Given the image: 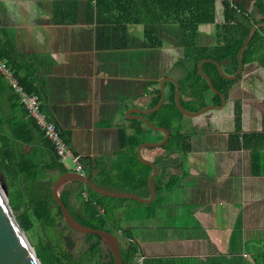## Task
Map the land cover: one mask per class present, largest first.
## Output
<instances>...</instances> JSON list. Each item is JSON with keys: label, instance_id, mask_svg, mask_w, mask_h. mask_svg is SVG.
Listing matches in <instances>:
<instances>
[{"label": "crops", "instance_id": "obj_1", "mask_svg": "<svg viewBox=\"0 0 264 264\" xmlns=\"http://www.w3.org/2000/svg\"><path fill=\"white\" fill-rule=\"evenodd\" d=\"M153 2L0 0V46L7 45L10 55L18 53L22 67L31 76L41 111L81 156L84 174L90 175L91 181L102 182L93 175L97 163H102L113 179L128 176L129 150L122 148L124 136H134L141 130L144 143H149L162 135L156 131L150 134L149 128L129 113L133 109H152L154 92L158 90L155 82L159 84L165 77L178 82L176 73L153 77L154 59L162 61V55L154 53L163 46H175L159 36L162 46L153 48L145 37L146 25L127 21L153 18ZM215 13L217 19L222 18L221 1H216ZM156 26H165L170 33L175 30V25ZM166 33L160 29V35ZM199 34L201 38L208 36L204 44L215 43L210 38L215 34L214 25L201 26ZM258 69L264 72V65H250L243 78L254 77ZM241 82V88L230 91V107L234 100L241 101L243 132H262L264 114L258 110L263 128L252 131L247 129L245 113L246 107L264 105V96L249 95L242 78ZM164 88L166 95L165 84ZM214 117L223 118L222 114ZM194 118L197 120L188 122L186 130L191 135L188 153L198 156L196 162L186 163V154L167 155L160 147L141 149L143 160L155 161L163 182L171 177L176 182L170 192L155 189L159 201L153 217L148 218L147 209L132 202H126L116 213H128L120 221L124 230H129L130 238L117 231L121 234L124 264H136L137 256H143L145 264H248L258 257L255 252L247 253L244 243L247 233L259 241L263 232L259 216L256 212L254 216L250 206L257 198L254 183L264 179L262 170L258 176L251 175L247 151L228 150L227 143L221 149L212 147V133L218 132L212 125V114L204 112ZM230 122L234 128L233 109ZM224 134L227 137L228 133ZM37 147L46 154L43 145ZM261 154L264 158V150ZM135 177L140 179L141 171ZM138 194L147 199L149 190L141 187ZM250 197L253 200L248 201Z\"/></svg>", "mask_w": 264, "mask_h": 264}, {"label": "trees", "instance_id": "obj_2", "mask_svg": "<svg viewBox=\"0 0 264 264\" xmlns=\"http://www.w3.org/2000/svg\"><path fill=\"white\" fill-rule=\"evenodd\" d=\"M165 1L154 0L151 3L154 12L150 20L137 18V20H127L128 23L145 24V37L148 39L147 43L153 48L162 46L157 34L159 26L156 25L178 27L180 32L177 45L182 51L181 63L178 65L186 66L183 72L181 69L182 76L178 80L179 100L182 107L189 112H197L209 105L219 106L220 96L211 92L206 80L199 75L197 64L205 59L212 60L221 65L225 75H233L238 67V51L248 33L256 24L264 22L262 0H255L250 10L249 4L253 0ZM216 1H221L223 4L222 18L218 19L215 13ZM149 23H152L151 26ZM204 25L215 27V34L212 36L215 43L212 45L200 42L199 28ZM7 49V45L0 46V63L11 71L24 92L37 96L31 76L22 67L17 57L18 53L13 51L10 55ZM242 62V71L234 80L223 78L211 62H204L201 66L202 72L210 78L214 88L224 95L226 102L232 86L241 78L245 66L256 64L262 67L264 65V26L257 28L254 32L243 51ZM165 85L168 90L162 106L156 112L147 115V119L154 126L169 132L167 142L160 147L167 155L186 154L190 151L191 140V135L183 128L184 125L186 126L187 117L182 115L176 107L174 84L167 82ZM154 94L152 108L157 105L161 95L159 89ZM207 94L211 95L209 101L206 99ZM233 121L234 130L226 137V147L232 151H247L250 173L258 176L262 170L261 152L264 150V129L262 132H243L240 100H234ZM147 131L150 134L155 133L149 129ZM161 136L158 137L159 140L163 138ZM123 139L122 148L129 150L126 163L128 176L113 179L111 174L102 167V163H97L93 169V175L99 176L102 182L95 179L92 182L102 189L137 195L141 187L148 191L147 180L152 172L150 166L138 160L136 153L137 147L144 143L146 138L139 130L134 136H124ZM39 144L46 148L45 155L42 154L43 151L40 152L37 149ZM154 164H156L155 161ZM51 171H56L57 176L69 172L58 160L50 142L28 116L20 103L18 94L0 72V174L6 181L10 207L29 242L30 239L33 241V244L30 243L37 257L42 264H113L112 254L96 235H83V246L79 251H75V243L70 236L75 232L63 222L60 209L51 195V188L56 179L50 178ZM139 171H141V178L137 180L135 175L137 176ZM161 175L158 174L153 181L156 191L159 188L172 191L176 179L171 177L163 182ZM83 192L87 194V200L82 197ZM60 199L80 224L110 232L116 236L121 232L125 238H130L129 230L119 227L116 213L123 209L126 202H132L146 208L148 218H151L155 214L154 208L159 201V196H156L151 204H142L130 199L100 196L83 183L73 181L66 185L60 194ZM259 244L263 251L260 250L258 257L253 255V262L248 264H264V241ZM132 253L133 249L129 253V259Z\"/></svg>", "mask_w": 264, "mask_h": 264}, {"label": "water", "instance_id": "obj_3", "mask_svg": "<svg viewBox=\"0 0 264 264\" xmlns=\"http://www.w3.org/2000/svg\"><path fill=\"white\" fill-rule=\"evenodd\" d=\"M264 26V24H257L254 26L250 32L248 33L245 41L241 45L239 51H238V67L236 70V73H234L231 76H227L223 73L222 67L220 64H218L215 61L212 60H202L197 64V70L199 75L206 80L211 92L213 94H218L221 98V104L219 106H206L198 110L197 112H189L185 110L179 100V83L172 77H165L160 81V99L159 102L155 107L148 111H142V110H130L129 113L134 114L132 116L133 119L138 120L142 122L144 125H146L149 129L152 131L160 132L163 135V139L160 142L157 143H142L140 144L137 149V157L138 160L152 168V172L147 180V186L149 190V197L147 199H142L134 194L131 193H120V192H113L108 191L105 189H102L98 186H96L91 181L90 175L85 174H77L72 171H69L67 173L59 175L55 181L53 182L52 188H51V195L55 202V204L60 209L63 222L65 225L75 233H79L81 235H96L101 239V242L104 244V246L107 248V250L112 254L113 257V264H124L125 262L122 261V255H121V246H120V240L119 238L110 232H106L103 230H97L92 229L87 226H84L80 224L76 219L71 215L67 207L64 205V203L60 199V194L64 190L67 184L78 181L83 183L85 186H87L91 191L94 193L109 197V198H123V199H130L134 200L136 202L142 203V204H151L155 199V187H154V178L158 175V167L156 164L152 162H148L142 159L141 157V149L145 147H161L163 146L168 138H169V132L160 127H156L152 125L145 116L148 114H152L156 112L160 107L162 106L164 100H165V88L164 84L166 82H171L175 86V92H174V100L176 107L180 111L182 115H184L187 118H194L210 109H221L225 104L226 100L224 95L220 94L213 86L210 78L205 75L202 72L201 66L204 62H211L213 63L219 72V74L228 80H234L237 78V76L241 73L243 68V62H242V54L245 49V47L250 42L254 32L257 28ZM0 264H42L40 259L37 257L36 252L34 250V247L29 242L25 232L22 230L20 225L18 224L16 217L10 207L9 200H8V192L2 185L0 184Z\"/></svg>", "mask_w": 264, "mask_h": 264}, {"label": "rangeland", "instance_id": "obj_4", "mask_svg": "<svg viewBox=\"0 0 264 264\" xmlns=\"http://www.w3.org/2000/svg\"><path fill=\"white\" fill-rule=\"evenodd\" d=\"M262 3L264 4V0H262ZM264 24V22H262ZM262 23H258V24H262ZM257 25V24H256ZM255 25V26H256ZM170 27H172L170 25ZM160 28V26L158 27ZM175 28L174 31H171L167 29L165 26L162 27L161 26V30H165L166 32H168V34L166 33V36H162L159 34L160 29L157 30V34L163 39H165V42L172 44L175 46V49H170L167 46H163V49L161 48V50L159 49V52H155L154 54H161V60L160 59H154V65L153 66V77H160L161 75H164L165 73L167 74H171L174 75L173 73L177 74V80L181 79L182 76V72L184 71L183 68L186 66H179L178 64L181 63L180 58L182 57V51L180 50V48L177 45V37L179 35V28L178 27H173ZM260 28V27H259ZM177 29V30H176ZM201 37V36H200ZM208 36L203 35L202 38H200V42L205 43L206 38ZM213 37H212V42H213ZM210 41V39H209ZM202 43V44H203ZM156 51V50H154ZM165 58V59H164ZM255 65V64H254ZM249 66H245L244 67V71L241 74V78L244 81V87L246 90V92L249 95L255 96V97H262L264 96V72L260 69L257 70V74L255 76L257 77H252V78H243L244 77V72H246L249 69ZM182 69V72H181ZM236 73V71H235ZM241 78L235 82V84L232 86V90H234L235 88H241L243 83L241 82ZM157 79V78H156ZM263 80V82H261L260 80ZM154 87H158L159 91H160V83L158 84V82L154 83ZM232 94V93H231ZM229 94V99L226 102V104L220 109V110H215V109H210L208 111H206V113L212 114V125L216 126L218 128V132L217 133H212V147H216L217 149H221L224 147V144L226 143V137L224 133H232V129L234 130V128H232V124L230 122V115L232 112L231 106V102H230V97H232V95ZM211 95L207 94L206 99L207 101H209ZM210 106V105H209ZM258 110L260 111V113L263 115L264 114V105L262 103L259 104L258 107H246V113L245 115H247V129H250L252 131L256 130V129H261L262 125L259 123L261 122V118L257 117V114H259ZM219 114H222L223 118L222 119H217L214 116H219ZM195 118H186V126L184 125L183 128H187V124L188 122H194ZM234 125V124H233ZM182 128V129H183ZM225 128L228 130V132H226ZM263 128V127H262ZM232 131V132H231ZM187 133V130H186ZM150 139L155 140L156 138L151 137ZM162 140V139H161ZM161 140L157 141L160 142ZM157 142H149V143H157ZM177 154H182L183 153H177ZM184 156V155H183ZM264 156V155H263ZM186 163H194L196 162L198 159V156L195 153H186V155L184 156ZM240 158V157H239ZM63 166L68 170V171H73L74 169V165L71 162L70 159H66L63 163ZM261 167H262V173L264 175V158H262L261 161ZM198 168V165H196V169ZM264 177V176H263ZM262 177V178H263ZM3 175L0 174V184L2 185V187H4L7 191V185H6V181L5 179H2ZM50 178L52 180H54L55 178H57V173H52L50 174ZM261 178V179H262ZM255 187H257L256 190V197L254 198V201H256L254 204H251L250 206H252V211L254 212V216L256 215L255 212L258 214L259 219H260V225L262 226V230L263 232L260 233L261 236L259 237L260 240L256 241L249 233L246 234L245 236V243H244V247H245V251L247 253H258V250H262L263 248L260 246L259 242L261 243V241H264V179H262V181H256L254 183ZM235 198V197H233ZM252 199V197H250L248 199V201H250ZM253 200V199H252ZM127 212L124 213V211L117 216L116 221H118V225L119 227H121L122 229H124V227H122V222L120 221L122 219V216L124 214H126ZM128 214V213H127ZM120 221V222H119ZM70 236L72 237L73 242L75 243V251H79L82 246H83V242H84V236L79 234V233H73L70 234ZM117 237L120 238V236L117 234ZM30 242L33 244V241L30 239Z\"/></svg>", "mask_w": 264, "mask_h": 264}, {"label": "built area", "instance_id": "obj_5", "mask_svg": "<svg viewBox=\"0 0 264 264\" xmlns=\"http://www.w3.org/2000/svg\"><path fill=\"white\" fill-rule=\"evenodd\" d=\"M0 72L4 78L9 82L10 86L18 94L20 103L23 105V108L27 112L28 116L34 121L36 127L40 132L43 133L44 137L52 145L54 152L63 165L66 159H70L74 165L72 172L77 174H84V167L81 162V156L76 154L66 141L62 138L60 131L54 123H52L45 113L40 109L41 102L36 95L27 94L22 90L18 85L16 80L13 78L11 72L0 63ZM82 197L87 200V194L82 193ZM136 264H145L143 256H137L135 259Z\"/></svg>", "mask_w": 264, "mask_h": 264}]
</instances>
